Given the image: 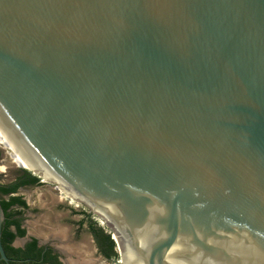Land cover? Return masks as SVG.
<instances>
[{"label": "water", "instance_id": "water-1", "mask_svg": "<svg viewBox=\"0 0 264 264\" xmlns=\"http://www.w3.org/2000/svg\"><path fill=\"white\" fill-rule=\"evenodd\" d=\"M0 130L128 264H264V0H0Z\"/></svg>", "mask_w": 264, "mask_h": 264}, {"label": "flooded vegetation", "instance_id": "flooded-vegetation-1", "mask_svg": "<svg viewBox=\"0 0 264 264\" xmlns=\"http://www.w3.org/2000/svg\"><path fill=\"white\" fill-rule=\"evenodd\" d=\"M1 167L4 171L0 172V206L4 212V220L0 241L8 261L1 258L0 252V264H53L45 262L46 255H49L48 258H56L60 264H95L91 261L92 255L86 254L85 246L79 244L75 236L83 230H87L91 236L97 254L105 262H115V259L104 256V245L96 240L93 228L97 227L105 234H111L115 242L113 231L106 230L107 224L91 209L76 201L57 184L44 180L0 144ZM33 177L38 179L37 183L31 181ZM45 186L52 187L57 193L50 208L42 203L36 206L35 198L41 200L40 191ZM9 189L11 190L5 191ZM61 204L69 206L67 208L71 216H59L53 211L54 206L58 209ZM61 208L64 209L63 206ZM72 217L78 218H75V222L69 221ZM67 225H73L75 229L72 230ZM117 253L120 255L118 251Z\"/></svg>", "mask_w": 264, "mask_h": 264}, {"label": "rangeland", "instance_id": "rangeland-1", "mask_svg": "<svg viewBox=\"0 0 264 264\" xmlns=\"http://www.w3.org/2000/svg\"><path fill=\"white\" fill-rule=\"evenodd\" d=\"M20 161V160H19ZM22 162V161H21ZM40 194H42V196H40L39 198L41 199L40 201H38L37 197L35 198V200H37L36 202V206L39 205V203H42L43 206H45L46 208H50L52 206V202H53V198L56 196V191H54L52 189V187L50 186H45L42 188V190L40 191ZM63 208H58L57 207H53V211L58 214L59 216H69V212L67 205H63L61 204ZM71 216V214H70ZM78 218V217H75ZM74 217H72V219H70L69 221H76ZM69 219V218H68ZM106 225V224H105ZM68 226V225H67ZM68 227L72 228V230L75 229V226L73 225H69ZM67 227V228H68ZM106 230H111L109 228H107V226H105ZM112 231V230H111ZM114 234L112 233V236ZM78 238V243L83 244L85 246V252L87 255H92L90 256L92 259L91 261H93L95 264H118L117 262L121 260V252H120V248L118 247L117 244V251L120 253L119 258L115 260V262L111 261V262H105L98 254H97V250H96V246L95 244H93L92 242V238L91 236L87 233V230H83L82 233L76 234L75 235Z\"/></svg>", "mask_w": 264, "mask_h": 264}, {"label": "trees", "instance_id": "trees-1", "mask_svg": "<svg viewBox=\"0 0 264 264\" xmlns=\"http://www.w3.org/2000/svg\"><path fill=\"white\" fill-rule=\"evenodd\" d=\"M33 183H37L38 179L33 177V179L31 180ZM9 190H5V191H10ZM17 201H19V199H16ZM6 205H9L8 203ZM93 233L95 235L96 240L98 241V243H101L104 245V249H103V254L107 259H118L119 255L116 251V244L114 242V240L111 237V234H105L104 231H102L101 229H98L97 227L93 228ZM49 255H46V259L45 262H51L53 264H60L59 262H57L56 258L53 257H49Z\"/></svg>", "mask_w": 264, "mask_h": 264}, {"label": "bare ground", "instance_id": "bare-ground-1", "mask_svg": "<svg viewBox=\"0 0 264 264\" xmlns=\"http://www.w3.org/2000/svg\"><path fill=\"white\" fill-rule=\"evenodd\" d=\"M0 144L3 145V147L14 156V158L22 161L30 170H32L33 172H35L29 165L28 163L21 157V155L19 154V152L16 150V148L12 145V143L9 141V139L3 134V132L0 130ZM11 156V155H10ZM13 160V159H12ZM4 168L1 167L0 168V172H3ZM36 174H38L40 177H43V175H41L40 173L35 172ZM45 180V179H44ZM47 182L49 180H46ZM62 188V187H61ZM64 189V188H62ZM114 239L116 240L118 247L120 248V252H121V260L120 262L122 264H128L127 262V257H126V252L124 251L120 240L118 239V237L114 236Z\"/></svg>", "mask_w": 264, "mask_h": 264}]
</instances>
